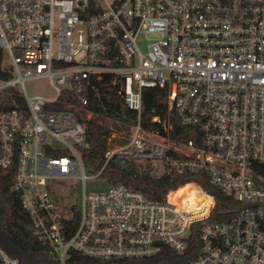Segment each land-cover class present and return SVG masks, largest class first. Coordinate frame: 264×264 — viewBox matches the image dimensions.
<instances>
[{"label":"built area","instance_id":"built-area-1","mask_svg":"<svg viewBox=\"0 0 264 264\" xmlns=\"http://www.w3.org/2000/svg\"><path fill=\"white\" fill-rule=\"evenodd\" d=\"M0 53V92H23L0 105V170H13L21 206L50 246L43 264H66L72 252L124 260L167 250L174 264H264V0H0ZM106 76L138 124L95 178L112 158L201 173L239 204L231 218L210 221L216 200L195 181L161 201L123 184L87 191L91 143L76 110ZM42 79L53 94H29L27 82ZM147 88L165 90L168 115L197 134L171 140L169 118L142 128ZM73 179L79 193L58 188ZM0 264L21 263L0 247Z\"/></svg>","mask_w":264,"mask_h":264},{"label":"trees","instance_id":"trees-1","mask_svg":"<svg viewBox=\"0 0 264 264\" xmlns=\"http://www.w3.org/2000/svg\"><path fill=\"white\" fill-rule=\"evenodd\" d=\"M0 76L3 78L4 74ZM110 81V76H106L103 81H94V87L86 93L88 104L83 107L84 111L92 113L93 117L104 122L110 121L120 125L121 128L135 127L138 124L137 113L125 106L119 95V86L106 84ZM65 97L66 94L62 97L63 101ZM73 103L75 107L80 106L75 97ZM167 106L165 90L145 89L140 118L142 128L148 131L161 129V125L153 122L152 119L159 117L163 121L169 118L173 126L168 134L171 140L185 142L193 138L197 134L196 131L183 126L174 115L169 116ZM84 123L87 127L91 149L83 152V162L87 172L97 174L105 164L106 153L109 150L108 139L112 130L108 125L93 120H84ZM13 174V170H0V247L11 257L18 259L21 264L52 263L50 246L37 235L32 218L21 206L19 195L13 186ZM98 178L102 179V187L97 191H105L115 185L123 184L143 192L154 201L163 200L169 190L185 182H198L216 200L211 222L227 220L239 209V204L235 200L215 189L209 183L207 176L201 173L170 176L167 173H159L153 164H137L133 161L112 158ZM198 193L208 199L200 191ZM78 218L77 213L76 220ZM200 229L201 226H198L193 232L189 253L190 250L199 248ZM189 253L187 252L186 256H190ZM178 258V255L169 250L154 259L124 260L94 259L72 252L66 264H174L179 262Z\"/></svg>","mask_w":264,"mask_h":264},{"label":"rangeland","instance_id":"rangeland-1","mask_svg":"<svg viewBox=\"0 0 264 264\" xmlns=\"http://www.w3.org/2000/svg\"><path fill=\"white\" fill-rule=\"evenodd\" d=\"M9 61V60H8ZM27 90L29 94H34L36 92H41L45 93L48 95L53 94V90L48 86V81L47 80H36V81H29L26 84ZM12 95H23L22 90L20 87H10L6 91L0 92V105L4 107H11L13 105V97ZM76 114L82 118V119H87V120H93L98 123H104L108 125L111 130L112 134L110 138L108 139V144L110 148H114L116 146L122 145L126 140L131 136L133 132V128H121L120 125L114 124L110 121L104 122L102 120H99L98 118H95L93 116L87 117L86 112L84 109H77ZM152 140L158 142V139L151 138ZM88 175L91 176V179L87 181L86 188L88 192L92 191H97L101 189L102 187V179L100 178H95L96 174H90L87 172ZM80 176V172L77 173V177ZM61 184V183H60ZM69 188L71 192H80L81 186L78 183L76 179H73L69 181L67 184H61L59 185V189H65Z\"/></svg>","mask_w":264,"mask_h":264},{"label":"bare ground","instance_id":"bare-ground-1","mask_svg":"<svg viewBox=\"0 0 264 264\" xmlns=\"http://www.w3.org/2000/svg\"><path fill=\"white\" fill-rule=\"evenodd\" d=\"M187 193H188V192L185 190L184 194H187ZM190 194L193 195V196L197 199V201H198L199 203L209 202L208 199H206V198L200 196V194H199L198 191H196V190H195V191H194V190L190 191Z\"/></svg>","mask_w":264,"mask_h":264}]
</instances>
